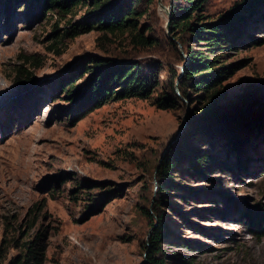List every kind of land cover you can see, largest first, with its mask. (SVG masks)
I'll list each match as a JSON object with an SVG mask.
<instances>
[{
    "label": "rangeland",
    "instance_id": "374dc122",
    "mask_svg": "<svg viewBox=\"0 0 264 264\" xmlns=\"http://www.w3.org/2000/svg\"><path fill=\"white\" fill-rule=\"evenodd\" d=\"M39 1L0 0V264H148L158 219L167 230L156 254L164 264H264V235L256 218L243 216L264 214V116L235 153L221 135L194 131L191 123L212 102L227 110L254 102L250 112L264 111V0H204L201 12L212 18L250 4L232 44L183 34L186 47L219 57L232 71L208 91L186 88L188 97L168 109L154 97L168 95V69L181 72L180 58L187 59L166 25L173 0H139L132 32L153 45L132 40L129 29L70 37L65 31L88 16L89 0L66 12ZM25 55L36 58L26 64L36 80L22 84L15 69ZM91 56L158 68L154 93L110 100L78 119L59 81ZM187 135L210 154L207 168L180 162L160 196L166 177L159 161Z\"/></svg>",
    "mask_w": 264,
    "mask_h": 264
},
{
    "label": "trees",
    "instance_id": "16d2710c",
    "mask_svg": "<svg viewBox=\"0 0 264 264\" xmlns=\"http://www.w3.org/2000/svg\"><path fill=\"white\" fill-rule=\"evenodd\" d=\"M77 0H40L39 7L47 6L49 9H57L62 12L69 11ZM204 0H173L171 4L170 30L173 36L182 43L186 62L182 61V72L177 73L172 68L168 69V95L166 91L159 92L154 97V103L160 109L173 108L177 104L180 95L185 97L186 88H193L197 91H208L218 86L227 78L232 68L230 65H218L219 57L210 56L206 52H200L192 46L185 44L183 34H190L196 41H207V45L232 44L241 34L242 25L246 21V13L249 12L245 2L242 6H234L226 12L212 18L208 14H203L202 6ZM91 10L87 17L70 25L65 35L75 37L81 33L92 29H99L104 33H114L129 29L132 40L136 39L141 45H153L150 37L139 32H132L135 29L139 0H89ZM186 47V48H185ZM22 64L16 69V80L19 83H31L35 79L33 73L26 67L27 63H35L33 55H25ZM88 63H80L74 67L68 77L60 79V88L68 99L70 112L78 119L101 107L110 100H118L127 97L146 98L154 93L159 82V69L148 68L138 61L117 62L91 56ZM84 74H89V78L83 86H79L77 81ZM177 81V82H176ZM176 84V85H175ZM178 87V92L175 89ZM188 97V95H186ZM254 102L241 103L239 108L227 110L218 107L216 102L204 105L198 117L192 118L193 130L202 131L206 134L221 135L224 145L232 151L238 152L240 145L246 135L258 131L263 124L262 117L264 111L259 113L250 112L249 107ZM258 108L263 105L257 103ZM220 108H223L221 110ZM262 110V109H260ZM222 111V112H221ZM190 118V116H189ZM262 119V120H261ZM191 134V132L189 133ZM188 135L179 142L172 145L167 154L162 157L157 166L162 180L157 185L156 190L160 196L166 186L173 184L170 170L182 161L189 163V166L197 171L204 170L206 161L210 154H207L190 144ZM237 166H241L242 160L236 154ZM207 168V167H206ZM145 214L152 218V214L145 210ZM243 216L256 218V225L259 227V234L264 235V214L253 216L249 212H244ZM253 220V219H252ZM152 232L147 245L148 264H164L162 258L156 256L159 251V241L167 230L163 228V222L152 224ZM34 241L27 243V253H35L33 249ZM27 256V254L25 255ZM16 259V264H25Z\"/></svg>",
    "mask_w": 264,
    "mask_h": 264
},
{
    "label": "water",
    "instance_id": "95a60500",
    "mask_svg": "<svg viewBox=\"0 0 264 264\" xmlns=\"http://www.w3.org/2000/svg\"><path fill=\"white\" fill-rule=\"evenodd\" d=\"M167 13H168V20H167V24L166 25L168 27L169 26V22H170V9H167ZM182 67H181V72H182Z\"/></svg>",
    "mask_w": 264,
    "mask_h": 264
}]
</instances>
